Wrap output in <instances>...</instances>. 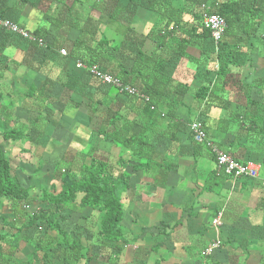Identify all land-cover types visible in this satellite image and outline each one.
<instances>
[{
    "label": "crops",
    "instance_id": "1",
    "mask_svg": "<svg viewBox=\"0 0 264 264\" xmlns=\"http://www.w3.org/2000/svg\"><path fill=\"white\" fill-rule=\"evenodd\" d=\"M150 1L0 0V10L47 44L0 33V91L6 96L0 141L33 200L19 210L35 213L47 206L39 201L42 192H59L65 170L78 173L96 160L114 179L128 175L121 193L124 237L102 248L100 212L63 208L61 226L69 243L80 242L83 258L70 263V249L59 248L51 264H264V22L250 33L240 22L217 50L209 35L201 36L203 12L229 0H161L180 12L182 26L174 39L164 37L168 19ZM118 6L123 11L134 7V13L119 12ZM79 40L92 47L108 41L98 62L108 71H118L126 57L132 63L131 52L138 48L157 52L173 83L157 118L146 114L138 97L121 94L78 68L80 59L70 51ZM114 44H123L122 52L113 51ZM220 51L225 73L218 75ZM177 84L188 90L183 96ZM202 86L217 93L200 103L195 96ZM114 116L120 117L115 124ZM196 120L215 146L239 163L257 165L258 177L235 181L219 172L213 151L190 131ZM122 126L128 128L119 139L110 137ZM9 129L26 136L5 141ZM12 207L2 200L0 213L13 220ZM216 218L219 227L213 224ZM3 232L12 239L17 230L0 222ZM35 235V229L21 231L15 260L40 264ZM58 237L56 244L62 241ZM216 238L222 246L203 258L202 250ZM0 264L10 263L0 257Z\"/></svg>",
    "mask_w": 264,
    "mask_h": 264
},
{
    "label": "trees",
    "instance_id": "2",
    "mask_svg": "<svg viewBox=\"0 0 264 264\" xmlns=\"http://www.w3.org/2000/svg\"><path fill=\"white\" fill-rule=\"evenodd\" d=\"M98 1L104 3L106 0ZM112 1L118 4L120 0ZM160 1L161 0H151V8L156 9L161 16L168 19V22L165 23L166 28L163 31L165 33L164 37L174 39L177 37L175 36L176 32L179 31L182 26L180 12L166 4L165 1H161L162 4H159ZM263 2L264 0H229L226 3L219 4V6L211 12L218 13L224 17L227 23L226 34H231L236 26L243 21L249 28L247 31L250 33L251 30L256 29L258 24L262 21L264 22ZM133 8L134 7L128 6L125 11L132 14L134 13ZM118 10L119 12H125L119 6ZM0 16L11 20V18H9V16L2 10H0ZM0 33L11 34L1 27ZM206 34L210 36V33L203 28L201 36H206ZM36 35L39 36L40 34L36 33ZM171 35L174 37H170ZM107 43V40H101L97 45L92 47L86 46L87 43L85 44V40H79L75 43V46L70 53L73 52L74 58H79L80 61L88 65H98L104 72L137 88L140 93L139 95H125H129V97L134 96V98L138 97L137 100L144 103L143 107L146 114L157 118V115L160 113L159 105L163 100L168 98L172 91V79L165 73L166 64H164V61L157 52L154 51L147 53L141 48H138L137 51L131 52L133 54L131 60L132 63L130 62V59L126 57L122 60L123 63L120 62L118 65V71L105 70L98 64V62L105 54L104 47ZM187 44L188 43L181 44L178 49V52L181 55L185 54V47ZM162 46V42L158 43L159 49ZM126 48L127 47H125V49ZM123 49V44H114L112 48V50L117 53L122 52ZM220 54L221 51L218 54L217 60L221 58ZM218 73V75L225 73L224 64H219ZM1 77L2 72H0V79ZM177 88H180V95L182 96L188 91L184 85L181 84H177ZM215 93H217L216 88L211 89L210 86H202L196 91L195 98L201 103L205 98L207 100L209 96H212V94ZM5 99L6 96L0 91V108H2ZM119 120L120 117H115L112 122L115 124ZM122 127H120L122 130L116 129L114 133H109L110 137L114 140L119 139V135L124 132V129L128 128L127 126L126 128ZM25 136V134L16 129H9L4 132L2 138L5 141H15L23 139ZM132 141L135 143L136 140L133 139ZM129 143L130 140L125 142V144ZM61 175L62 188L59 192H53L47 189L42 192L39 201L42 204L46 203L47 206H40L35 213H29L25 210L26 208L22 211L19 210L21 204L28 207L33 203L32 191L30 188L23 186L19 178L13 173L10 155L0 141V202L2 200L11 202L13 204L12 212L15 215V219L10 220L8 217H5L0 213V222L3 225V228L9 227L11 230H17L12 236V239L7 233H0V257H3L7 263L22 264L21 261L15 260L13 257L19 246L21 231L27 232L29 229L36 230L35 237H37V240L35 242V248L36 254H38L40 258V264H51V260L59 248L70 249V254L67 258V260H70V263H75L82 259V245L77 241L69 243L68 239L70 238L61 226L66 218L61 212L63 208L76 210L88 207L100 212L98 223V237L99 242L101 243L100 247L103 248L109 243L123 239L124 233L121 229V221L123 218L121 193L126 187H128V175L122 174V177L119 180L114 179L112 174L108 171V166L105 163H100L96 160H93L89 165L83 166L78 173L72 170H65ZM80 194L82 197L78 202V196ZM19 222L22 223V226L19 229H16L15 225ZM52 231L56 232L58 234L56 236L62 238V241L57 242L56 244L55 240H57V237L51 235ZM27 234L23 237H26ZM6 244L8 247L11 246V249L9 248V250H6ZM26 264L37 263L35 262V259H30Z\"/></svg>",
    "mask_w": 264,
    "mask_h": 264
},
{
    "label": "built area",
    "instance_id": "3",
    "mask_svg": "<svg viewBox=\"0 0 264 264\" xmlns=\"http://www.w3.org/2000/svg\"><path fill=\"white\" fill-rule=\"evenodd\" d=\"M202 26L205 30L210 33V36L216 45V49L219 50L227 30V23L224 17L215 12H209L204 10ZM0 27L4 30L22 36L27 40L37 41L41 47L47 48L46 42L42 38L35 37L30 32H28L24 27H22L17 22L10 19H5L0 16ZM61 53L66 55V50H61ZM76 66L80 69L87 70L92 76L98 79L101 83L107 86H113L118 89L122 94H129L137 96L139 95V90L130 84L122 82L120 79L111 76L110 74L104 72L98 65H88L80 60L76 62ZM216 69L219 70L218 60L216 62ZM190 131L193 137L198 143H206L207 146L213 151L216 158V167L219 172L226 174L233 180L238 181L241 178H256L259 174L258 166L252 163L242 164L237 162L232 154L225 152L215 146L212 142L208 140L207 133L204 128V124L201 120L193 121L190 124ZM216 227L221 226L222 222L220 218H216L213 221ZM222 246V241L216 238L210 242L201 252L203 258L212 255L217 249Z\"/></svg>",
    "mask_w": 264,
    "mask_h": 264
}]
</instances>
